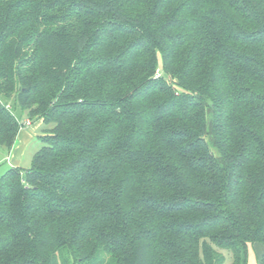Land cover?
Wrapping results in <instances>:
<instances>
[{
	"label": "trees",
	"instance_id": "obj_1",
	"mask_svg": "<svg viewBox=\"0 0 264 264\" xmlns=\"http://www.w3.org/2000/svg\"><path fill=\"white\" fill-rule=\"evenodd\" d=\"M0 264H248L264 245V0H0ZM259 264H264V252Z\"/></svg>",
	"mask_w": 264,
	"mask_h": 264
},
{
	"label": "rangeland",
	"instance_id": "obj_2",
	"mask_svg": "<svg viewBox=\"0 0 264 264\" xmlns=\"http://www.w3.org/2000/svg\"><path fill=\"white\" fill-rule=\"evenodd\" d=\"M22 121L24 123L27 122V116L25 114L22 115ZM31 125H25L22 129H24V141L23 143H20L17 147V150L14 154V159H19L20 166L23 169H28L32 166L33 162V156L34 154L42 147L44 146V142L42 141V135H44V128L45 125L42 124L40 126H37L39 123V120H33L30 121ZM10 150L7 148L0 149V160H4L5 157L8 156ZM13 152V151H12ZM12 165L10 162L3 161L0 163V177L6 173L8 169H10ZM15 167V166H13ZM224 254L227 256V262L225 264H228L232 261V253L229 250H222ZM264 252V245H262L259 242L256 243H249L248 245V264H259L260 257L262 253Z\"/></svg>",
	"mask_w": 264,
	"mask_h": 264
},
{
	"label": "crops",
	"instance_id": "obj_3",
	"mask_svg": "<svg viewBox=\"0 0 264 264\" xmlns=\"http://www.w3.org/2000/svg\"><path fill=\"white\" fill-rule=\"evenodd\" d=\"M39 124L37 125V126H40V125H42L43 124V121H42V119H39V122H38ZM33 124V123H32ZM43 126V125H42ZM24 129H21L20 131H19V134H18V137H17V140H16V142H15V144H14V146L11 148V149H9L10 150V152H9V154H8V156L7 157H5V159L4 160H0V163H2L3 161H7V162H10V164L12 165V167L13 166H20V164H19V159H17V160H15L14 159V154H15V151L17 150V146L20 144V143H23L22 142V140L24 141ZM2 149V148H1ZM13 151V152H12Z\"/></svg>",
	"mask_w": 264,
	"mask_h": 264
},
{
	"label": "built area",
	"instance_id": "obj_4",
	"mask_svg": "<svg viewBox=\"0 0 264 264\" xmlns=\"http://www.w3.org/2000/svg\"><path fill=\"white\" fill-rule=\"evenodd\" d=\"M32 123L29 121V120H27V122L25 123V125H31Z\"/></svg>",
	"mask_w": 264,
	"mask_h": 264
}]
</instances>
